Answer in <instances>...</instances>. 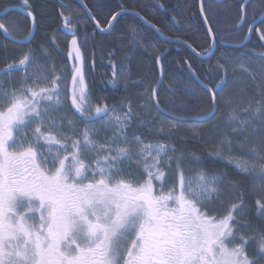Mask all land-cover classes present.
<instances>
[{
  "label": "snow or ice",
  "instance_id": "obj_1",
  "mask_svg": "<svg viewBox=\"0 0 264 264\" xmlns=\"http://www.w3.org/2000/svg\"><path fill=\"white\" fill-rule=\"evenodd\" d=\"M79 2V9L60 12L63 28L71 35L68 95L65 78L42 61L46 50L20 51L18 61L0 73L9 77L23 73L18 82L0 84V264H264V54L232 67L234 84L237 69L246 83L251 82L253 94L240 86L245 94L238 98L226 91L229 65H210L201 78L185 60L187 83L195 97L191 109L195 115L190 117L174 115L186 111L175 102L161 107L157 87L150 89L154 103L144 114L136 113L130 101L119 112L116 105H93L78 26L90 20L93 35L110 33L128 10L121 6L102 24L85 0ZM249 6L250 0L238 4L235 27L247 25L248 33L254 30L264 42V0L254 5L259 14L251 21ZM21 10L34 26L29 0H23ZM132 14L161 32L140 12ZM200 15L211 41L208 48L198 52L186 40L175 43L202 58L207 53L210 59L216 34L203 0ZM172 19L179 23L175 16ZM130 31L136 46L140 33L135 27ZM0 38L23 48L31 43L33 32L0 19ZM166 54H154L161 73L157 85L163 83ZM112 69L115 82L116 64ZM66 100L74 109L70 115ZM221 108L226 113L224 125L214 128V150L208 154L227 159L245 174L244 188L238 182L226 184L222 175H209L195 153L186 159L173 144L127 131L135 125L147 136L171 140L180 125L207 123ZM101 132L111 135L101 141ZM248 196L255 198L260 223L240 217Z\"/></svg>",
  "mask_w": 264,
  "mask_h": 264
},
{
  "label": "trees",
  "instance_id": "obj_2",
  "mask_svg": "<svg viewBox=\"0 0 264 264\" xmlns=\"http://www.w3.org/2000/svg\"><path fill=\"white\" fill-rule=\"evenodd\" d=\"M203 1L216 34V48L210 59H200L184 46L169 44L130 15L121 17L115 22V27L110 33L97 32L93 35L94 25L90 20L84 26H78V39L86 62L84 74L91 103L93 105L107 103L116 105V109H119L124 108L130 101L136 113L144 114L146 102L149 101L150 105L154 103L151 100L150 89L157 87L161 107L166 103L175 102L177 105H182L186 111H177L174 115L178 117L195 115L191 110L195 107V97L191 95L192 85L187 83L188 72L184 64L185 60H188L201 78H204L209 66L215 67L217 62H235L247 55L254 57L253 34L247 46L233 47L240 44L248 33L247 25L239 29L235 27L239 21L238 4L243 0ZM29 3L36 16L34 26L21 10L23 0H0V14H2L0 19L15 21L20 28H31L33 32L31 43L23 48L0 38V73L7 64L18 61L19 56L16 53L32 48L37 53L46 50L42 60L50 67L54 66L61 76H68L71 66L68 60V42L71 40V35L63 28L60 12L63 9H79L78 3L74 0H29ZM85 3L102 24H106L112 13L120 11L123 6L128 11L140 12L150 24L160 28L162 36L186 40L192 43L198 52H204L209 46L210 39L199 17L198 0H85ZM256 3L258 0H250L249 21L253 17L252 10L257 9L254 7ZM173 16L179 23L173 21ZM131 27H135L140 33L136 46L130 39ZM165 51L167 54L163 61V83L157 85L156 81L161 79V73L156 66L154 54ZM149 52L153 55H149ZM112 64L117 66L118 77L115 82H113ZM63 68H66V71L60 72ZM210 75L215 77L216 73ZM7 77L8 75L0 74V78ZM140 105L144 107L141 108ZM164 110L170 111L169 108ZM220 111L217 112L216 119ZM215 121L214 119L207 123L182 124L171 140L160 136H147L146 130L135 125L127 131L129 134L143 133L146 139L152 142L173 144L178 152L182 151L185 154L186 159H191V154L195 153L201 157V166L209 175H222L226 182H238L241 188H244L248 184L245 174L236 172L232 166L208 154L209 150H214L212 146L215 140L212 141L208 136V133L210 134L208 130L214 126ZM193 130L196 131L195 136ZM129 139H132L131 135ZM244 209V219L252 224L260 223L254 197L246 198Z\"/></svg>",
  "mask_w": 264,
  "mask_h": 264
},
{
  "label": "rangeland",
  "instance_id": "obj_3",
  "mask_svg": "<svg viewBox=\"0 0 264 264\" xmlns=\"http://www.w3.org/2000/svg\"><path fill=\"white\" fill-rule=\"evenodd\" d=\"M248 57H252V56H250V55H247V56H243L241 59H239V60H236L235 62H229V61H227L225 64H227V65H229V85H228V88L226 89V91H232L233 92V95L235 96V97H241V96H243L245 93L244 92H242L241 90H240V86H243L245 89H246V92H247V94L248 95H252L253 93H252V89H251V87H250V84H251V82L249 81V82H245L244 81V79H243V73H241L240 71H239V69H237V74H236V77H235V80H236V83L234 84L233 83V77H232V67L234 66V65H236V63L238 62V61H240V60H243V59H246V58H248ZM69 60V59H68ZM43 61V60H42ZM43 63L47 66V67H49V68H52V67H50L49 65H48V63H46L45 61H43ZM223 63H224V61H223ZM71 64V63H70ZM60 72H64L62 69H60ZM69 74H68V76H65L64 78H65V82H64V89H65V95H68V92H67V89L68 88H70L71 87V66H70V69H69ZM56 74L57 75H60V73H58L57 71H56ZM23 76V73H14L11 77H7V78H0V84H8L10 81H16V82H18L19 80H20V78ZM66 103H67V105H68V109L70 110V112H69V115L71 114V112H74V109H71V101L70 100H66L65 101ZM151 103L149 102V101H147L146 102V106H145V112H148L149 110H150V108H151V105H150ZM122 108H119V109H116L118 112L121 110ZM63 113H61V115H62ZM152 115L153 116H155L156 115V113H152ZM225 115H226V113L223 111V108H221V111H220V114H219V116H218V118L217 119H215L216 121L214 122V126H212V127H210L209 128V132H210V134L208 133V136H210L211 138H212V141L213 140H215L216 141V136H217V133L214 131V128H216V127H223V125H224V118H225ZM65 126H66V122H65ZM81 127H83V125H81ZM111 135V133L109 132V133H104V132H101V134H100V136H99V139L101 140V141H103L104 139H106L107 138V136H110ZM213 136V137H212ZM214 138V139H213ZM209 141H211V139H209ZM214 141V142H215ZM233 151L235 152V153H237V154H239L240 153V149H238V148H235V146L233 147ZM218 158V157H217ZM219 159V158H218ZM221 160V159H220ZM222 162H225V163H227L228 165H230V166H232L231 164H229L228 163V161H227V159H225V160H221ZM234 169H235V167L234 166H232ZM236 170V172H238V170L237 169H235ZM240 173V172H239ZM225 180V179H224ZM225 183L226 184H228V182H226L225 181ZM226 203H227V201H226ZM213 208H214V210L215 209H217V206H213ZM221 213H223V209L222 208H219L218 209ZM244 213H245V209H244V212L243 213H241L240 214V217H242V218H244Z\"/></svg>",
  "mask_w": 264,
  "mask_h": 264
},
{
  "label": "water",
  "instance_id": "obj_4",
  "mask_svg": "<svg viewBox=\"0 0 264 264\" xmlns=\"http://www.w3.org/2000/svg\"><path fill=\"white\" fill-rule=\"evenodd\" d=\"M74 1H76L77 3H78V5H79V7H81V5H80V2H79V0H74ZM214 1H217V2H223V1H226V0H222V1H220V0H214ZM199 12H200V0H199ZM132 13H134V12H132V11H128L126 14H124L122 17H125L126 15H130V16H132V17H134L136 20H138V18L135 16V15H133ZM200 20H201V23H203V26H204V28H205V31H206V33H207V28H206V26L204 25V22H203V18L201 17V15H200ZM139 21V20H138ZM143 26H145L146 28H149L151 31H153L159 38H161V39H163V40H165L164 39V37L165 36H162V34L161 33H157V32H155L152 28H150V27H148V25H145V24H143L141 21H139ZM259 24V23H258ZM94 25V24H93ZM248 32V31H247ZM254 32V31H253ZM252 32V33H253ZM251 33V34H252ZM251 34H249V33H247V35L246 36H248V40H243V42H241V44H239V45H236V47L235 48H243V47H245V46H247V44L249 43V40H250V36H251ZM216 40V39H215ZM166 42H168L169 44H171V43H173V44H178V43H175V41L176 40H174V39H171V40H165ZM211 42V41H210ZM178 45H180V46H184L183 44H178ZM185 47V46H184ZM186 49H188L187 47H185ZM215 48H216V44L214 45V48H213V53H214V50H215ZM189 50V49H188ZM189 52L191 53V54H194V53H192L190 50H189ZM195 56H197L196 54H194ZM197 57H199L200 59H207L208 58V56H204L203 58L202 57H200V56H197Z\"/></svg>",
  "mask_w": 264,
  "mask_h": 264
},
{
  "label": "flooded vegetation",
  "instance_id": "obj_5",
  "mask_svg": "<svg viewBox=\"0 0 264 264\" xmlns=\"http://www.w3.org/2000/svg\"><path fill=\"white\" fill-rule=\"evenodd\" d=\"M199 12V11H198ZM252 13H253V15L255 14V15H258L259 14V11H258V9H256V10H252ZM199 14H200V12H199ZM199 17H200V15H199ZM201 21V20H200ZM260 25L259 24H257V27H259ZM254 31V30H253ZM253 34V51H254V57L256 56V55H258V54H264V47H262V44H264V42H261L260 40H259V37L257 36V34L255 33V31L252 33ZM250 40H251V37H250ZM250 42V41H249ZM238 45V44H237ZM263 48V51H261V49Z\"/></svg>",
  "mask_w": 264,
  "mask_h": 264
},
{
  "label": "bare ground",
  "instance_id": "obj_6",
  "mask_svg": "<svg viewBox=\"0 0 264 264\" xmlns=\"http://www.w3.org/2000/svg\"><path fill=\"white\" fill-rule=\"evenodd\" d=\"M199 11V10H198ZM200 15V14H199ZM216 43V42H215ZM250 43V42H249ZM225 46V45H224ZM223 47V46H222Z\"/></svg>",
  "mask_w": 264,
  "mask_h": 264
}]
</instances>
